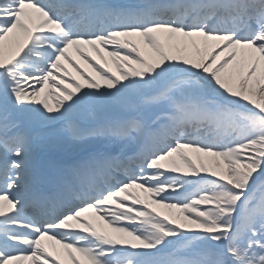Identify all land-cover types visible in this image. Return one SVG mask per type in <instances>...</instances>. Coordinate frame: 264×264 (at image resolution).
<instances>
[{"label": "snow or ice", "instance_id": "6c2138e0", "mask_svg": "<svg viewBox=\"0 0 264 264\" xmlns=\"http://www.w3.org/2000/svg\"><path fill=\"white\" fill-rule=\"evenodd\" d=\"M62 254L264 264V0H0V264Z\"/></svg>", "mask_w": 264, "mask_h": 264}, {"label": "bare ground", "instance_id": "6f19581e", "mask_svg": "<svg viewBox=\"0 0 264 264\" xmlns=\"http://www.w3.org/2000/svg\"><path fill=\"white\" fill-rule=\"evenodd\" d=\"M71 57H72V59L86 72V73H88V74H92V71H91V69L75 54H73V53H71ZM66 65V64H65ZM111 66V65H110ZM66 67V66H65ZM70 69V70H69ZM68 71L73 75V76H75L76 75V73H74L73 74V69H71L69 66H68ZM78 78V77H77ZM153 207H156V206H153ZM157 210H159V211H167V210H164V209H159V208H157ZM173 211H175V210H173ZM85 216L86 217H91L92 219H93V222L95 223V224H102L103 222L102 221H99V219H98V217H96L95 216V214H93V213H91V212H88V213H85ZM110 231V230H109ZM45 243L47 244V245H49L50 246V248H49V250L50 251H53V247H51L52 246V244H53V242H49V241H45ZM54 248L56 249V250H59V245H54ZM60 259L62 260V264H70V262L67 260V256L66 255H61L60 256Z\"/></svg>", "mask_w": 264, "mask_h": 264}, {"label": "rangeland", "instance_id": "374dc122", "mask_svg": "<svg viewBox=\"0 0 264 264\" xmlns=\"http://www.w3.org/2000/svg\"><path fill=\"white\" fill-rule=\"evenodd\" d=\"M75 72L73 71V74H74Z\"/></svg>", "mask_w": 264, "mask_h": 264}]
</instances>
